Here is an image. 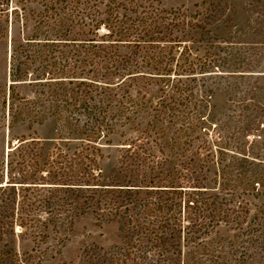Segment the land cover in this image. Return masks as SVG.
Returning a JSON list of instances; mask_svg holds the SVG:
<instances>
[{
    "label": "trees",
    "instance_id": "trees-1",
    "mask_svg": "<svg viewBox=\"0 0 264 264\" xmlns=\"http://www.w3.org/2000/svg\"><path fill=\"white\" fill-rule=\"evenodd\" d=\"M58 1L64 5L54 3L41 13L36 34L12 37L10 84L0 96L6 109L0 143L5 129H32L51 117L68 151L44 148L31 135L9 143L0 191L9 190L14 201L0 203L1 222L46 238L51 225L72 227L93 214L120 223L127 246L136 258L147 255L149 264H181L185 241L187 264H227L217 254L216 239H207L227 222L229 197L238 194L207 187L211 152L206 133L199 134L207 128L209 102L196 99L190 81L198 68L184 46L202 25L179 10L163 9L160 0ZM23 84L36 89L32 97L18 92ZM152 87L157 98L148 96ZM114 136L127 138L117 167L106 176L100 161ZM74 141L79 144L69 151ZM39 189L51 193L45 204L16 203L28 197L21 193ZM60 193L69 202H51ZM41 212L50 219L36 220ZM247 250L242 264H264V255ZM6 254L0 251V264L44 262L32 253L24 259Z\"/></svg>",
    "mask_w": 264,
    "mask_h": 264
},
{
    "label": "rangeland",
    "instance_id": "rangeland-1",
    "mask_svg": "<svg viewBox=\"0 0 264 264\" xmlns=\"http://www.w3.org/2000/svg\"><path fill=\"white\" fill-rule=\"evenodd\" d=\"M54 3L57 7L64 5L58 0H0V96L8 92L10 84L12 37L21 41L36 34L41 13ZM160 7L179 10L203 27L191 32L184 46L191 48L198 68L194 81H190L196 99L209 102L205 111L207 128L199 134L202 138L206 133L204 138L211 152L207 187L213 192L224 188L238 194L229 197L233 201L227 206V222L207 241L216 239L217 254L225 256L227 264H242V252L247 249L264 255V0H160ZM27 79H32L31 75ZM34 90L27 84L18 87V92L26 97H32ZM148 92L151 98L160 95L156 87ZM5 112L0 103V118ZM56 129L57 122L51 117L32 129L26 124L11 132L5 129L0 143V179L7 178L4 168L10 142L15 145L18 138L31 135L41 139L44 148H64ZM126 138L114 136L111 145H104L100 166L106 176L117 167ZM201 141L195 139V143ZM78 144L74 141L67 148L73 151ZM64 150L68 151L66 147ZM9 194V190L0 191L1 204L11 201ZM23 194L28 197H17L16 203L45 204L51 195L41 189ZM51 202L69 200L60 193ZM3 216L0 215V251H7L6 258L13 254L16 259L30 258L27 253H32L34 260L37 262L36 257L40 256L43 264H149L144 258L147 255L135 257L118 222H105L87 214L72 227L51 225L48 237L43 238L23 230L19 223L12 229L1 222ZM50 217L41 212L35 219L48 221ZM258 236V242L249 244ZM186 245V241L182 242L181 264H187L190 258Z\"/></svg>",
    "mask_w": 264,
    "mask_h": 264
}]
</instances>
